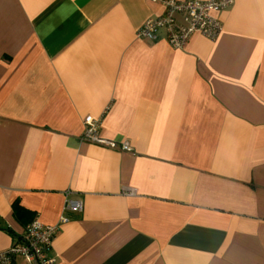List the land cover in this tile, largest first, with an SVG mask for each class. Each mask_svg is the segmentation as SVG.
I'll return each instance as SVG.
<instances>
[{
    "label": "crops",
    "instance_id": "0c3cea01",
    "mask_svg": "<svg viewBox=\"0 0 264 264\" xmlns=\"http://www.w3.org/2000/svg\"><path fill=\"white\" fill-rule=\"evenodd\" d=\"M163 13L0 0V251L37 216L52 264H264V0L183 48L137 35ZM87 115L130 150L83 139Z\"/></svg>",
    "mask_w": 264,
    "mask_h": 264
},
{
    "label": "built area",
    "instance_id": "2783aa9c",
    "mask_svg": "<svg viewBox=\"0 0 264 264\" xmlns=\"http://www.w3.org/2000/svg\"><path fill=\"white\" fill-rule=\"evenodd\" d=\"M234 0H160L164 13L160 16L147 18L137 31L139 37L155 40L160 29L164 30L168 43L183 48L194 33H200L213 39L221 28V23L214 13L228 8ZM99 118L87 115L83 118L84 130L82 138L98 145H105L129 151L127 141H115L101 137ZM82 209L80 200L66 197L64 210L79 212ZM67 219L61 215L60 222ZM58 224L47 225L34 216L20 234L19 241L9 248L0 251V264H14L16 256H23L31 264H52L46 250L50 246Z\"/></svg>",
    "mask_w": 264,
    "mask_h": 264
},
{
    "label": "trees",
    "instance_id": "16d2710c",
    "mask_svg": "<svg viewBox=\"0 0 264 264\" xmlns=\"http://www.w3.org/2000/svg\"><path fill=\"white\" fill-rule=\"evenodd\" d=\"M12 206H13V212L15 214L23 213L24 207H22V205H20L17 201H15Z\"/></svg>",
    "mask_w": 264,
    "mask_h": 264
},
{
    "label": "rangeland",
    "instance_id": "374dc122",
    "mask_svg": "<svg viewBox=\"0 0 264 264\" xmlns=\"http://www.w3.org/2000/svg\"><path fill=\"white\" fill-rule=\"evenodd\" d=\"M17 258H16V262H17V264H31V263H29L23 256H21V255H18V256H16Z\"/></svg>",
    "mask_w": 264,
    "mask_h": 264
}]
</instances>
